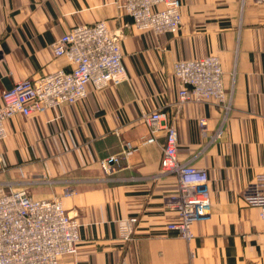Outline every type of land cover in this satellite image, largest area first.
<instances>
[{
	"label": "crops",
	"instance_id": "crops-1",
	"mask_svg": "<svg viewBox=\"0 0 264 264\" xmlns=\"http://www.w3.org/2000/svg\"><path fill=\"white\" fill-rule=\"evenodd\" d=\"M126 1L0 0V94L70 69L53 43L99 21L120 38L128 75L119 86L89 85L74 105L9 118L0 191L25 188L35 199H58L79 221L78 251L60 264H264L261 209L243 200L264 172V4L180 0L181 30L156 34L132 27ZM207 56L220 61L230 110L179 103L173 65ZM155 111L176 127L179 161L209 177L212 215L192 225L190 241L168 230L181 216L170 206L178 178L161 173L165 130L117 174L105 176L99 165L123 141L140 144L149 134L142 116ZM131 218L133 235L124 239L120 228Z\"/></svg>",
	"mask_w": 264,
	"mask_h": 264
},
{
	"label": "built area",
	"instance_id": "built-area-1",
	"mask_svg": "<svg viewBox=\"0 0 264 264\" xmlns=\"http://www.w3.org/2000/svg\"><path fill=\"white\" fill-rule=\"evenodd\" d=\"M180 6V0H127L124 8L135 29L176 34L181 28ZM52 48L55 56L66 59L71 68L58 69L38 80L19 81L0 94V142L8 137L5 122L15 115L29 117L74 105L87 97L89 85L102 90L128 80L120 38L105 21L72 28ZM212 58L174 64L173 72L181 85L180 104L210 101L231 109L223 69ZM164 115L161 111L144 114L142 120L148 136L140 144L123 141L121 151L101 159L99 165L105 176L117 174L123 161L137 153L141 145L155 143L165 130L161 173L178 178L179 192L170 198V206L181 216V221L169 224L168 230L190 241L192 225L212 215L209 177L205 170L179 161L176 127ZM72 194L69 189L65 197ZM243 200L260 207L259 215L264 220V172L247 186ZM135 223L136 219L131 218L120 228L122 238L132 237ZM79 230V221L68 215L58 199H35L24 188L0 192V264H60L62 257L77 253Z\"/></svg>",
	"mask_w": 264,
	"mask_h": 264
},
{
	"label": "bare ground",
	"instance_id": "bare-ground-1",
	"mask_svg": "<svg viewBox=\"0 0 264 264\" xmlns=\"http://www.w3.org/2000/svg\"><path fill=\"white\" fill-rule=\"evenodd\" d=\"M257 0H253V2L255 3ZM181 2V1H180ZM256 4H264V3H256ZM126 13H127V11H126ZM178 13V12H177ZM180 16H181V27H182V22H183V15H182V12H181V6H180ZM174 15H175V11H174V9H173V18H174ZM181 29H179L178 30V32L180 31ZM177 32V33H178ZM156 34H158V33H156ZM172 34V33H171ZM173 34H175V33H173ZM203 58H206V57H203ZM202 58V59H203ZM194 60H198V59H194ZM213 62H215L216 63V60L219 62V64H220V61H219V59L218 58H216V57H213L212 59H211ZM183 61H192V60H183ZM177 62H179V61H177ZM221 65V64H220ZM222 68V67H221ZM204 102H210V101H204ZM4 127H5V125H4ZM5 130H6V128H5ZM7 131V130H6ZM263 220V219H262Z\"/></svg>",
	"mask_w": 264,
	"mask_h": 264
},
{
	"label": "rangeland",
	"instance_id": "rangeland-1",
	"mask_svg": "<svg viewBox=\"0 0 264 264\" xmlns=\"http://www.w3.org/2000/svg\"><path fill=\"white\" fill-rule=\"evenodd\" d=\"M130 17V16H129ZM131 18V17H130ZM132 25V27L134 28V26H133V23L131 24ZM181 29V28H180ZM152 32V31H151ZM207 57H210V56H207ZM201 59V58H200ZM174 66V65H173ZM48 75V74H47ZM16 189H20V188H16ZM25 189V188H24ZM67 191H69V190H66L65 191V193L67 192ZM0 192H7V191H4V190H2V191H0ZM30 194V193H29ZM63 203V202H62ZM64 205V204H63ZM64 208H65V206H64ZM65 210H66V212H67V209L65 208ZM68 213V212H67ZM68 215H70L69 213H68ZM71 216V215H70ZM71 217H73V216H71ZM73 218H75V217H73ZM64 257H66V256H64ZM63 258V257H62ZM62 260V259H61Z\"/></svg>",
	"mask_w": 264,
	"mask_h": 264
}]
</instances>
